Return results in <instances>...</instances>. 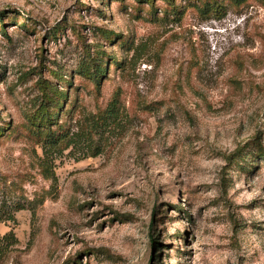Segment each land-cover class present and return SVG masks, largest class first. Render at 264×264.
<instances>
[{
    "label": "rangeland",
    "instance_id": "374dc122",
    "mask_svg": "<svg viewBox=\"0 0 264 264\" xmlns=\"http://www.w3.org/2000/svg\"><path fill=\"white\" fill-rule=\"evenodd\" d=\"M215 1L0 0V264H264V2Z\"/></svg>",
    "mask_w": 264,
    "mask_h": 264
},
{
    "label": "trees",
    "instance_id": "16d2710c",
    "mask_svg": "<svg viewBox=\"0 0 264 264\" xmlns=\"http://www.w3.org/2000/svg\"><path fill=\"white\" fill-rule=\"evenodd\" d=\"M143 3H146L150 6H154L156 1L158 0H140ZM167 6L171 8H175L176 1L177 0H164ZM233 4L236 6H240L242 4H245L248 2V0H231ZM261 2H264V0H260ZM224 6H221L219 3H217L215 0H205L203 11L204 13L210 14L213 12L216 15L224 16L226 14V11L223 10ZM90 66L92 68V71H88L85 75L89 80L95 82V85L98 89H100L101 85V77H102V68L94 61L91 60ZM46 84V83H45ZM43 104L40 106V109L38 112L29 118L30 126L33 130H35L39 135L46 134L48 135L47 141L49 143H53V140H60L59 136L63 135L64 139L68 138V134L66 133L65 128L59 124V114L61 111H64V104L66 100V95L60 91H57V94H60V97H57V99L54 101L49 95L48 90L49 87H46L44 85L43 87ZM51 98V99H50ZM58 126L59 131L55 130L53 131V127ZM3 130L0 129V137L3 136ZM58 132V133H57ZM55 135H58V137H55ZM51 139V141H50ZM63 139V140H64ZM66 140V139H65ZM48 143V142H47ZM154 248H156V241H153Z\"/></svg>",
    "mask_w": 264,
    "mask_h": 264
}]
</instances>
